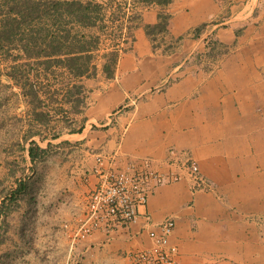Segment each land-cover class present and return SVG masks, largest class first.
Returning <instances> with one entry per match:
<instances>
[{
	"label": "crops",
	"instance_id": "0c3cea01",
	"mask_svg": "<svg viewBox=\"0 0 264 264\" xmlns=\"http://www.w3.org/2000/svg\"><path fill=\"white\" fill-rule=\"evenodd\" d=\"M134 4L132 43L111 60L106 55L95 74L76 66L93 48L80 51L78 31L64 34L58 23L43 26L38 51L21 50L24 59H69L70 76L83 80L89 101L76 132L60 121L54 139L40 144L82 155L61 179L75 200L47 208L55 209V221L81 216L85 198L78 195L97 181L82 182L96 152L126 162L150 158L163 169L170 149L185 151L211 190L194 193L184 179L157 188L148 204L156 224L176 219L171 243L179 264H264V0ZM74 9L68 23L78 28ZM67 91L72 105L78 95ZM141 222L134 235L124 232L106 245V264H132L128 253L149 246L147 235L137 234ZM101 239H93L94 249Z\"/></svg>",
	"mask_w": 264,
	"mask_h": 264
},
{
	"label": "rangeland",
	"instance_id": "374dc122",
	"mask_svg": "<svg viewBox=\"0 0 264 264\" xmlns=\"http://www.w3.org/2000/svg\"><path fill=\"white\" fill-rule=\"evenodd\" d=\"M67 1L71 0H0V264H106V244L87 250L93 242L85 241L71 255L63 228L66 221H55V209L47 208L65 198L75 200L61 179L70 177L74 167L70 165L82 155L62 152L53 144L43 149L40 144L54 139L60 121L67 130H78L89 103L86 87L83 80L70 76L69 59L63 64L24 59L21 50L38 51L34 45L42 43V32H48L43 26L58 23L64 34L78 31L79 47L75 45L80 51L93 48L91 55L80 56L86 59L76 66L89 67L90 74H95L106 55L111 60V55L120 54L116 46L125 32L132 38L138 0H77L90 3L89 28L82 23L78 28L70 25L71 16L62 7L46 16V5ZM71 87L76 91L72 97L78 95L72 105L67 91ZM31 148L35 160L29 156ZM64 164L67 168L62 170ZM62 230L65 235L60 234Z\"/></svg>",
	"mask_w": 264,
	"mask_h": 264
},
{
	"label": "built area",
	"instance_id": "2783aa9c",
	"mask_svg": "<svg viewBox=\"0 0 264 264\" xmlns=\"http://www.w3.org/2000/svg\"><path fill=\"white\" fill-rule=\"evenodd\" d=\"M131 43V36L125 32L116 52H123ZM93 157L95 164L84 173V181L89 183L92 177L97 181L85 196V209L79 218L63 225L71 255L98 234L103 235L101 246L124 232L134 235L133 226L142 220L137 234L147 235L150 243L128 253L132 264H179V249L171 243L176 219L167 217L156 224L148 212V204L157 188L184 179L190 181L194 193L211 190L194 158L185 151L170 149L161 169L150 158L126 162L117 153L104 151L94 153Z\"/></svg>",
	"mask_w": 264,
	"mask_h": 264
},
{
	"label": "trees",
	"instance_id": "16d2710c",
	"mask_svg": "<svg viewBox=\"0 0 264 264\" xmlns=\"http://www.w3.org/2000/svg\"><path fill=\"white\" fill-rule=\"evenodd\" d=\"M139 2H143L145 4H151V3H156V4H163V5H167L171 2V0H138ZM90 4V3H89ZM89 4H84L82 2H77V1H67L65 3H51L49 5H46L45 7V14L48 17L52 16V12H54V10L56 12H60L61 7L67 10V13L71 16H74V8L77 7V14H78V20H80L81 22H83L82 24L87 25L89 24L90 20L92 19L91 17H89V12H90V5ZM38 12V11H36ZM73 12V14H72ZM76 14V12H75ZM91 23V22H90ZM148 33H151L150 30H148ZM83 128H81L78 132H82ZM76 132V131H74ZM29 156L32 160L36 159V154H35V149L31 148L29 149ZM22 187H20L18 189V192L22 191L21 190Z\"/></svg>",
	"mask_w": 264,
	"mask_h": 264
}]
</instances>
